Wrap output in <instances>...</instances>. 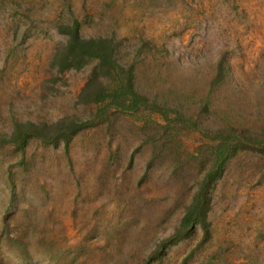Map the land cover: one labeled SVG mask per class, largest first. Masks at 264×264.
I'll list each match as a JSON object with an SVG mask.
<instances>
[{
	"label": "rangeland",
	"instance_id": "rangeland-1",
	"mask_svg": "<svg viewBox=\"0 0 264 264\" xmlns=\"http://www.w3.org/2000/svg\"><path fill=\"white\" fill-rule=\"evenodd\" d=\"M76 21L120 67L63 68ZM231 128L264 147V0H0V264H264V149L161 249Z\"/></svg>",
	"mask_w": 264,
	"mask_h": 264
},
{
	"label": "trees",
	"instance_id": "trees-1",
	"mask_svg": "<svg viewBox=\"0 0 264 264\" xmlns=\"http://www.w3.org/2000/svg\"><path fill=\"white\" fill-rule=\"evenodd\" d=\"M60 31L69 35L68 43L66 45V54L65 57L61 59V65L64 66L63 68H80L92 60H97L98 65L104 69V71L120 67L118 60L115 59V48L110 39L106 37L84 38L80 34L79 24L77 21L72 25L62 26ZM121 70H123V68H121ZM97 74L98 72L95 69L92 77L94 79L97 78ZM90 85L91 82L88 84V88ZM125 90H127V92H125L127 95L129 93L133 95L132 100L135 109L138 108L140 103L147 100L145 96H141L135 92L130 84H128V86L125 83L123 84V91ZM159 111L168 115L162 109H159ZM186 123L190 127L193 126L190 122L186 121ZM214 138L219 139V144L215 147L214 157L211 159L212 161L210 162L209 169L205 172L200 183V187L193 196V200L187 208L180 226L170 237L162 242L161 249L175 245L179 241L191 237L197 227L204 230V239H207L209 236L208 214L212 204L210 190L214 186L215 182L221 177L226 161H228L231 156L236 155L239 150L245 151L246 149H264L262 145L263 141L259 140L255 136L248 135L243 131L235 130L233 128L229 131L221 132ZM161 249L156 251L153 257H160L162 254Z\"/></svg>",
	"mask_w": 264,
	"mask_h": 264
}]
</instances>
